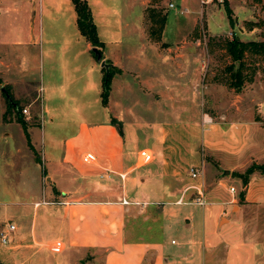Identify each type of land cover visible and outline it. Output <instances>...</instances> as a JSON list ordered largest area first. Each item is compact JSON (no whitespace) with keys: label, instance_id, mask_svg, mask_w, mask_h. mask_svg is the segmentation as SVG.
Here are the masks:
<instances>
[{"label":"crops","instance_id":"0c3cea01","mask_svg":"<svg viewBox=\"0 0 264 264\" xmlns=\"http://www.w3.org/2000/svg\"><path fill=\"white\" fill-rule=\"evenodd\" d=\"M98 1L88 0L91 9ZM150 2L141 3L140 47L121 44L109 51V60L101 52L113 71L105 105L107 70L90 56L92 45L79 29L73 1L41 0L43 12L47 4L57 11L65 7L70 21L63 23L73 31L57 33L60 46L46 52L44 43L37 44L44 24L38 0H0L2 78L15 86L33 85L20 71L48 55L55 79L42 81V113L35 116L41 126L42 118L49 124L53 142L59 134L67 137L47 180L56 183L57 174L68 175L76 184L55 188L63 200L50 202L58 209L19 233L0 253L2 264L33 256L34 263L44 264L43 249H69L70 264L100 257L103 264H264L258 248L264 243L252 238L248 224L255 215L249 206L264 205V173L251 175L245 204L239 201L242 178L236 176L254 162L264 163V106L256 115L247 110L232 116L201 107V56L197 44L186 41L196 38L189 33L169 41L163 32L153 41L144 24ZM187 65L195 66V73L185 83ZM13 122L3 123L8 129ZM193 167L204 175L193 177ZM200 195L205 204L197 202Z\"/></svg>","mask_w":264,"mask_h":264},{"label":"rangeland","instance_id":"374dc122","mask_svg":"<svg viewBox=\"0 0 264 264\" xmlns=\"http://www.w3.org/2000/svg\"><path fill=\"white\" fill-rule=\"evenodd\" d=\"M131 2L132 0H100L96 6H92L102 42L99 48L103 52L105 60H109V51L119 48L121 44H133L136 48L140 47L139 34L143 0ZM172 3L175 5L174 8L170 7ZM150 4L155 5L166 14L163 36L165 40L174 41L185 38L189 33H193L196 38V40H190L187 37L186 41L195 42L201 56L198 78V99H200L201 107L231 116L236 115V112L247 110L249 114L256 115L258 107L264 106V61L261 60L263 58L248 57L246 73L251 75L253 71H256L253 80L247 81L239 90L232 88L226 83L228 74L223 72L225 67L231 63V57L222 48L220 37L223 39L236 37L245 41L264 40V25H262L264 0H212L205 4L201 0H151ZM38 5L37 16L43 17L44 24L43 36L37 40V44L39 46L40 43H44L43 48L47 52L50 45L54 48L60 46L61 38L57 33L64 29L70 33L73 31L67 26L70 17L65 12V7L64 10L57 11L56 6L47 4L43 12L41 0H38ZM227 5L233 11L234 26L231 25L228 18ZM180 9L185 12L180 13ZM63 21L67 24H64ZM249 21L254 23L252 29H249ZM144 24L148 31L150 22L146 19ZM210 37H215V41L208 44ZM90 56L96 59L93 47ZM39 57L38 62L31 60L27 67H23L26 71H20L21 74L29 75V79L33 81L30 83L33 85L27 83L28 85H23V87L15 86L11 82H6L0 73V232L6 229L10 223H15L18 228L11 233L9 245L3 244L0 236V253L7 252L19 233L29 232L35 220L41 223L44 213L58 209L59 206L50 202L63 200L60 192L57 193L56 187L63 188L64 186L65 188L62 190H68L76 186L75 183H71V176L68 175L62 178L60 174H57L54 178L56 183L47 180L50 178L47 175L56 164L54 158H58L63 153V140L67 137L66 132L64 134L57 132L59 134L57 142H53L50 126L43 118L42 126L34 125L36 126L34 131L31 126V123L38 121L34 120L35 114L42 113V102L39 98L42 81L43 85H46L55 79L54 74H51V62L49 63L48 55L44 53ZM96 61L100 63L98 60ZM187 66L184 75L185 83L189 82L192 71L195 73V66L193 69L191 65ZM172 75L168 71V82H172ZM17 78L24 80L20 74H17ZM112 80L113 76L110 82L109 96ZM8 90L14 94L23 109L28 108L29 110V114H24L22 109V114L30 125L28 128L30 140L37 155L28 146L26 133H21L22 126L19 123H11L8 129L3 123L7 122L4 117L9 110L6 96ZM120 93L123 92L120 90ZM119 122L123 123V121ZM9 130L13 136L9 135ZM17 149L19 150L17 151ZM74 180L79 181V179ZM100 180L105 179L100 178ZM83 185L86 186L85 183ZM36 202H40V205L36 206ZM249 209L248 213H255L254 216L248 217L251 236L254 240L264 243V205L249 206ZM258 248L259 253L264 254L262 244ZM43 252L46 260L44 264H70L69 249L62 253H53L46 249H43ZM86 258L93 260L90 254ZM35 260L36 256H33L32 259L27 257L25 260H20V264H36ZM87 264H103L102 258Z\"/></svg>","mask_w":264,"mask_h":264},{"label":"trees","instance_id":"16d2710c","mask_svg":"<svg viewBox=\"0 0 264 264\" xmlns=\"http://www.w3.org/2000/svg\"><path fill=\"white\" fill-rule=\"evenodd\" d=\"M76 11H77V22L79 29L87 39V41L92 45V47H98L101 45V41L98 34V28L95 23L93 12L88 0H72ZM226 12L228 14V18L232 26L235 24V20L233 18V11L227 5ZM146 19L150 22L148 33L153 41H160L163 36V32L166 25V14L163 10H159L155 5H151L146 9ZM249 29H252L254 24L249 21ZM257 25V24H255ZM262 25H264V20H262ZM220 44L222 48L225 50L226 54L231 57V63L225 67L223 70L224 74H228L226 83L232 88H236L237 90L243 88L244 84L247 81H252L253 76L256 74V71H253L251 75H247V58L248 57H257L263 58L261 60L264 61V40H241L240 38L232 37L223 39L220 37ZM214 38L208 39V44L210 42H214ZM100 50V48H99ZM101 51V50H100ZM208 51V49H207ZM210 51V50H209ZM208 51V52H209ZM211 52V51H210ZM212 53V52H211ZM95 54V53H94ZM97 57V55L95 54ZM106 70V68H103ZM106 73V72H105ZM113 76V71L110 69V72L105 74L104 85H103V103L106 105L109 100V88L110 82ZM1 84V79H0ZM9 94V95H8ZM8 98V108L9 110L5 114V121L11 122L14 119L19 122L26 133L28 139V145L32 151L36 154V150L31 143L30 134L28 131L29 125L22 114L23 107L20 105L19 101H17L14 97V94L8 90L6 93ZM15 116V117H14ZM34 120H38V116H34ZM34 125H40V119L34 123ZM37 155V154H36ZM38 160V159H37ZM40 161V159H39ZM259 172L264 173V163H252L244 173L237 174L242 178L243 189L239 194V201L241 204H245L246 198V186L250 182V177L253 173ZM0 264L1 261H0Z\"/></svg>","mask_w":264,"mask_h":264},{"label":"built area","instance_id":"2783aa9c","mask_svg":"<svg viewBox=\"0 0 264 264\" xmlns=\"http://www.w3.org/2000/svg\"><path fill=\"white\" fill-rule=\"evenodd\" d=\"M209 1H212V0H201V2L204 4L208 3ZM170 7L174 8L175 5L172 3V4H170ZM184 12H185V10L180 9V13H184ZM23 112H24V114H29L28 108H24ZM190 171H191V175L193 177H198L200 175H204V173H205L204 169H200V168H196V167L191 168ZM231 190L235 191V187H232ZM197 202H199L201 204H205L204 196L200 195V197L197 198ZM16 230H17V226L14 223H10L6 229L2 230L0 232L2 243L5 245H9L11 242L10 235H11V233H13Z\"/></svg>","mask_w":264,"mask_h":264},{"label":"water","instance_id":"95a60500","mask_svg":"<svg viewBox=\"0 0 264 264\" xmlns=\"http://www.w3.org/2000/svg\"><path fill=\"white\" fill-rule=\"evenodd\" d=\"M93 51H94V53L97 55V59H98L99 61H101V65H102V67H105L106 70H107V73H108V72H109L110 64L107 63L105 60H102V53H101V51L99 50L98 47H94V48H93Z\"/></svg>","mask_w":264,"mask_h":264}]
</instances>
